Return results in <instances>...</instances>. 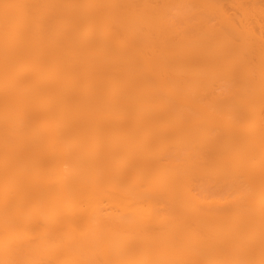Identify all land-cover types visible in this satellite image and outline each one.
Segmentation results:
<instances>
[{"label":"bare ground","instance_id":"1","mask_svg":"<svg viewBox=\"0 0 264 264\" xmlns=\"http://www.w3.org/2000/svg\"><path fill=\"white\" fill-rule=\"evenodd\" d=\"M263 3L0 0V264H264Z\"/></svg>","mask_w":264,"mask_h":264},{"label":"rangeland","instance_id":"2","mask_svg":"<svg viewBox=\"0 0 264 264\" xmlns=\"http://www.w3.org/2000/svg\"><path fill=\"white\" fill-rule=\"evenodd\" d=\"M262 1V3L264 2V0H261ZM263 5H264V3H263Z\"/></svg>","mask_w":264,"mask_h":264}]
</instances>
